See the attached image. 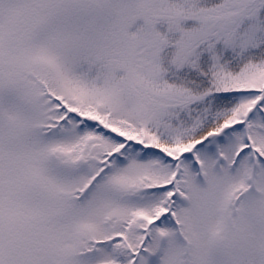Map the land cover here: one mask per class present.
Segmentation results:
<instances>
[{
  "label": "snow or ice",
  "instance_id": "6c2138e0",
  "mask_svg": "<svg viewBox=\"0 0 264 264\" xmlns=\"http://www.w3.org/2000/svg\"><path fill=\"white\" fill-rule=\"evenodd\" d=\"M0 264H264V0H0Z\"/></svg>",
  "mask_w": 264,
  "mask_h": 264
}]
</instances>
